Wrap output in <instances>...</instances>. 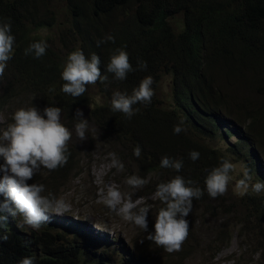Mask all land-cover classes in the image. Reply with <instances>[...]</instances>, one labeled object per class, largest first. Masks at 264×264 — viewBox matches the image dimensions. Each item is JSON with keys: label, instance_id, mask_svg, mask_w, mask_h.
I'll use <instances>...</instances> for the list:
<instances>
[{"label": "trees", "instance_id": "1", "mask_svg": "<svg viewBox=\"0 0 264 264\" xmlns=\"http://www.w3.org/2000/svg\"><path fill=\"white\" fill-rule=\"evenodd\" d=\"M0 19L10 21L15 38L0 77V134L20 107L35 106L43 114L45 107L56 106L62 110L61 122L74 135L76 111L85 106L92 122L86 136L97 133L115 161L123 164V170L116 165L110 170L120 175L116 182L122 193H132V200L146 199L155 195L159 183L176 175L194 181L192 186L203 192L193 199L186 217L189 234L180 251L169 253L147 240V233L132 222L117 231L128 248L112 236L119 243L110 248L111 242L103 241L101 250L91 234L80 238L77 231L66 238L50 213L39 230L23 224L20 216H9L0 229L7 235L0 240V264H20L26 256L33 257L34 264H113L115 254L118 264H184L196 252L206 261L202 264H208L235 233L240 253L231 255V264H264V191L250 189L241 196L228 189L212 198L205 185L208 173L225 158L243 167L238 179L246 168L250 183H264V0H0ZM108 35L114 42L98 44ZM37 41L47 43L45 54L25 55ZM117 48L128 53L134 69L124 80L106 72ZM77 49L89 59L93 53L100 57V70L108 81L98 80L86 86L83 96L72 97L61 90V73ZM138 60L146 62V70L138 68ZM149 75L151 103L134 105L139 111L131 119L114 112L113 92L131 94ZM181 119L186 131L177 134L174 126ZM137 145L140 157L134 155ZM68 149L66 165L55 170L41 167L28 183L43 184L45 194L60 198L90 164L89 148L84 152L70 140ZM192 151L200 154L195 161ZM164 156L182 160V169L162 168ZM132 175L147 183L132 188L127 184ZM139 206L149 209L148 230L153 232L163 205L156 197ZM206 217L215 226L209 227ZM203 227L210 238L198 250Z\"/></svg>", "mask_w": 264, "mask_h": 264}, {"label": "clouds", "instance_id": "2", "mask_svg": "<svg viewBox=\"0 0 264 264\" xmlns=\"http://www.w3.org/2000/svg\"><path fill=\"white\" fill-rule=\"evenodd\" d=\"M14 36L11 34V23L0 19V77L3 76L8 61L12 57ZM106 41L114 42V37L108 35ZM47 48L45 41L31 43L25 49V55L42 57ZM100 57L93 53L87 58L83 51L77 49L71 52L62 69V91L72 97L83 96L87 85L95 84L98 80L102 83L108 81L107 75H102L100 70ZM140 70H146L145 61L138 60ZM134 71L129 61L128 53L123 48H117L110 56L106 72L114 75L116 80H124L129 72ZM153 78L144 77L138 87L131 94L114 91L111 106L114 112H122L129 119L139 111L133 106L138 103L149 104L154 95L152 88ZM61 108L47 106L43 114L35 106L20 107L13 114V122L0 134V229L6 227L9 216L22 217L23 224L34 230H39L41 225L49 222L50 213L57 215L68 211V204L62 198H57L53 193L45 194V186L38 183H28L29 180L41 169L55 170L67 164L70 152L68 142L72 132L61 122ZM75 132L79 140L87 139L88 120L83 117V112L77 109L75 117ZM186 131L184 121L181 119L175 126L174 132L179 134ZM232 142L235 139H231ZM136 157L141 156L139 145L134 149ZM190 158L195 161L199 152H190ZM118 170H123V164L114 161ZM162 168L174 169L179 172L183 167L182 160L164 156L161 159ZM235 165L229 159H222L218 167H214L205 178L208 194L212 198L223 195L228 190L230 173L235 171ZM252 180L248 169H244L242 178L236 183L238 195L264 191V183ZM118 183V182H117ZM147 183L139 176L128 177L127 184L132 188H141ZM194 181L185 180L181 175H176L167 182H161L156 188V197L163 205L155 217L154 231L148 230V211L132 200V193H121L116 188H109L106 192L104 203L116 215L130 221L142 229L146 239L155 242L167 252L180 251L189 234V222L186 217L192 212L193 199L203 195L199 187L192 186ZM89 233V232H88ZM92 238L100 239L98 234ZM116 236V235H113ZM7 235L0 234V240H6ZM106 242V240H102ZM118 242V241H117ZM115 242V243H117ZM143 241H141L142 243ZM119 243V242H118ZM20 264H34L33 257H23Z\"/></svg>", "mask_w": 264, "mask_h": 264}, {"label": "rangeland", "instance_id": "3", "mask_svg": "<svg viewBox=\"0 0 264 264\" xmlns=\"http://www.w3.org/2000/svg\"><path fill=\"white\" fill-rule=\"evenodd\" d=\"M161 89L163 92L166 91L165 78H163ZM80 110L83 112V117L88 120V129H91L90 124L92 122L88 119L85 106L81 107ZM72 131L74 133L71 138L73 144L76 147L83 148L84 152L89 148L90 157L88 158V163L90 164L88 168L85 166L81 174L73 179L69 190L60 196V198L64 199L68 204V211L59 215L52 213V216L59 223L58 230L62 231L66 238L75 236L74 233L77 231L81 232L80 238H83L85 235L90 236V234H98L102 240L111 242L109 247L112 248L114 247V242H117V240L112 238L113 235L118 236L121 243L122 240L125 242V239L117 234V231L130 222L116 215V213L111 211L104 203V194H106L109 188H116L119 191L121 189L119 183L116 182L120 175H116L113 171L112 173L110 172L111 167L115 165L114 154L108 149L106 144L102 142L97 133L92 132L90 137L81 141L76 135L75 128H73ZM231 139H236V137L233 136ZM242 169L243 167H238L237 165L235 171L230 173L232 179L229 181L228 189L232 190L234 193H237L236 183L239 180L237 174H239ZM155 198L156 195L148 196L146 199L138 197L134 198L136 200L133 199V202L135 204H141L145 200L150 202ZM205 219L209 227L215 226L214 220H211V217H206ZM198 230L200 233L201 222L198 223ZM209 238L210 235L207 228L203 227L201 237H198L197 249L200 250L201 245L206 243L205 241L209 240ZM102 240H96L101 250H103L102 246L104 245ZM238 246L239 239L235 233L231 240L215 254L212 263L210 262L208 264H231L233 261L231 255L240 253ZM123 247L128 248L124 244ZM105 251L110 252V250ZM118 260L119 258L116 254L112 255L111 263L118 264ZM203 262L206 261L202 260L199 252H196L194 257L184 260V264H202Z\"/></svg>", "mask_w": 264, "mask_h": 264}]
</instances>
